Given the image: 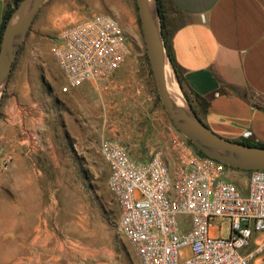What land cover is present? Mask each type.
<instances>
[{
	"label": "rangeland",
	"instance_id": "1",
	"mask_svg": "<svg viewBox=\"0 0 264 264\" xmlns=\"http://www.w3.org/2000/svg\"><path fill=\"white\" fill-rule=\"evenodd\" d=\"M95 14L118 22L129 39L130 53L118 70L120 84L91 89L83 105L60 93L66 82L49 49L64 20L76 22ZM12 66L21 71L29 91L24 123L14 131L23 144L6 168L2 161L9 151L5 132L3 137L0 133V264L19 258L25 241L11 238L20 231L19 217L38 214L42 205L45 215L55 216L50 225L53 238L68 251L69 260L76 262L82 256L84 264H138L118 230V207L106 187L108 170L99 143L116 141L143 162L151 147L167 145L180 134L159 103L134 0H46ZM25 145H33V152L26 153ZM10 167L24 171L23 176L13 177L24 184H6ZM227 178L244 189L245 174L230 169Z\"/></svg>",
	"mask_w": 264,
	"mask_h": 264
},
{
	"label": "built area",
	"instance_id": "2",
	"mask_svg": "<svg viewBox=\"0 0 264 264\" xmlns=\"http://www.w3.org/2000/svg\"><path fill=\"white\" fill-rule=\"evenodd\" d=\"M49 51L66 93L108 80L124 65L130 42L113 17L95 14L64 20ZM99 153L118 230L138 264H249L264 253V170L245 171L240 189L228 167L199 155L181 135L171 137L168 153L157 149L143 162L113 140H101Z\"/></svg>",
	"mask_w": 264,
	"mask_h": 264
},
{
	"label": "crops",
	"instance_id": "3",
	"mask_svg": "<svg viewBox=\"0 0 264 264\" xmlns=\"http://www.w3.org/2000/svg\"><path fill=\"white\" fill-rule=\"evenodd\" d=\"M163 4L171 53L200 121L224 139L264 145V0H163ZM10 6L8 0H0V31ZM118 70L106 81L86 82L60 93L86 105L91 89L120 84ZM20 77L21 71L11 65L0 101V133L3 137L5 132L11 163L16 160L14 151L23 144L14 131L24 123L29 91L28 82ZM168 144L154 145L148 153L157 149L168 153ZM23 175V170L10 167L6 184H24L21 178H13ZM17 223L20 231L11 238L25 244L10 264H84L82 256L73 262L68 251L59 247L50 226L55 216L45 215L44 205L38 214L20 216ZM249 264H264V253Z\"/></svg>",
	"mask_w": 264,
	"mask_h": 264
},
{
	"label": "water",
	"instance_id": "4",
	"mask_svg": "<svg viewBox=\"0 0 264 264\" xmlns=\"http://www.w3.org/2000/svg\"><path fill=\"white\" fill-rule=\"evenodd\" d=\"M46 0H20L0 37V101L16 52L31 21ZM147 60L159 103L174 129L204 156L238 171L264 170V148L224 139L214 134L192 113L175 81L180 98H175L166 81L165 54L155 0H134Z\"/></svg>",
	"mask_w": 264,
	"mask_h": 264
},
{
	"label": "trees",
	"instance_id": "5",
	"mask_svg": "<svg viewBox=\"0 0 264 264\" xmlns=\"http://www.w3.org/2000/svg\"><path fill=\"white\" fill-rule=\"evenodd\" d=\"M20 0H12V5L7 8L5 10L4 16H3V21H2V25H1V31H0V37L3 31V28L7 22V20L9 19L14 7L19 3ZM156 2V7H157V12H158V17H159V22H160V32H161V36L163 39V45H164V49H165V54L166 57L169 61V64L173 70V74L175 77V81L178 85V88L184 98V100L186 101L188 107L190 108V110L192 111V113L197 117L198 120H200L196 114V112L193 110L192 104L190 102L187 90L185 88L184 85V81L181 77V75L179 74L172 53H171V49H170V44H169V38H170V34L167 31L166 27H165V10H164V4H163V0H155ZM238 143H242V144H246V145H250V146H255V147H261L264 148V145L259 144V143H253V142H248V141H235ZM194 148V147H193ZM194 150L201 156H204L202 153H200L196 148H194ZM231 169V168H229ZM234 170V169H231Z\"/></svg>",
	"mask_w": 264,
	"mask_h": 264
},
{
	"label": "bare ground",
	"instance_id": "6",
	"mask_svg": "<svg viewBox=\"0 0 264 264\" xmlns=\"http://www.w3.org/2000/svg\"><path fill=\"white\" fill-rule=\"evenodd\" d=\"M164 73H165V78H166V81H167V84H168V87L172 93V95L175 97V98H180V95L178 93V90H177V87H176V84H175V81H174V78L171 74V71H170V67L168 66L167 63H165V67H164Z\"/></svg>",
	"mask_w": 264,
	"mask_h": 264
}]
</instances>
